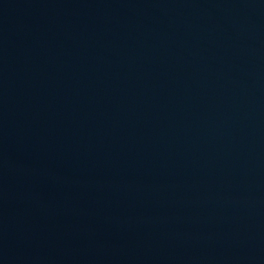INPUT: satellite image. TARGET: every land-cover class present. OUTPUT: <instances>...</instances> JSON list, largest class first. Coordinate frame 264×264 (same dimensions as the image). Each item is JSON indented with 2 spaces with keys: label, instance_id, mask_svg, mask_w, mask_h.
Instances as JSON below:
<instances>
[{
  "label": "water",
  "instance_id": "water-1",
  "mask_svg": "<svg viewBox=\"0 0 264 264\" xmlns=\"http://www.w3.org/2000/svg\"><path fill=\"white\" fill-rule=\"evenodd\" d=\"M0 264H264V0H0Z\"/></svg>",
  "mask_w": 264,
  "mask_h": 264
}]
</instances>
